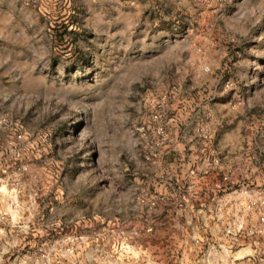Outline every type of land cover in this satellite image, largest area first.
I'll list each match as a JSON object with an SVG mask.
<instances>
[{
	"label": "rangeland",
	"instance_id": "rangeland-1",
	"mask_svg": "<svg viewBox=\"0 0 264 264\" xmlns=\"http://www.w3.org/2000/svg\"><path fill=\"white\" fill-rule=\"evenodd\" d=\"M101 1L0 19V264H205L161 208L193 151H264V0Z\"/></svg>",
	"mask_w": 264,
	"mask_h": 264
},
{
	"label": "crops",
	"instance_id": "crops-1",
	"mask_svg": "<svg viewBox=\"0 0 264 264\" xmlns=\"http://www.w3.org/2000/svg\"><path fill=\"white\" fill-rule=\"evenodd\" d=\"M111 1L118 10L123 6L122 0ZM127 1L130 8L135 9L149 4V0ZM34 6L26 8L14 0H0V19H53L59 12L70 14L80 9L90 15L104 4L101 0H38ZM3 63L0 59V73ZM201 153H209V158L218 159L220 163L214 166L210 159L204 160L198 166L196 177L189 178L188 170L184 169L175 179H170L178 188L175 194L168 189L165 191L161 211L166 222V238L174 239L179 248L203 246L209 249L204 255L205 264H251L259 258L264 264V223L261 222L264 219V174L252 178L254 169L264 172V151L260 156H251L242 145L193 151L195 158L202 157ZM205 168L212 170L204 174ZM229 172L234 176L228 175ZM168 179L166 184H169ZM180 191L185 193L182 197ZM187 192L190 194L186 195ZM180 215L185 217L182 221Z\"/></svg>",
	"mask_w": 264,
	"mask_h": 264
},
{
	"label": "built area",
	"instance_id": "built-area-1",
	"mask_svg": "<svg viewBox=\"0 0 264 264\" xmlns=\"http://www.w3.org/2000/svg\"><path fill=\"white\" fill-rule=\"evenodd\" d=\"M37 2H38V0H22L23 5H25V6H33V5H36ZM157 119H158V117L156 116L154 118V120L156 121ZM163 132H164L163 129H159L158 134L163 135ZM17 138L20 140V139H22V136L19 135ZM218 163H220V161L218 159H215V160L212 161L211 164H214V166H215V164H218ZM210 167H212V165ZM211 170H212L211 168H205L203 170V173L204 174H209ZM197 173H198L197 169L196 170H191V172H190L191 175H196ZM261 222L264 223V219H261Z\"/></svg>",
	"mask_w": 264,
	"mask_h": 264
},
{
	"label": "bare ground",
	"instance_id": "bare-ground-1",
	"mask_svg": "<svg viewBox=\"0 0 264 264\" xmlns=\"http://www.w3.org/2000/svg\"><path fill=\"white\" fill-rule=\"evenodd\" d=\"M4 191V190H3ZM8 211H9V213L11 214V216H12V214H13V211H10V208L8 209ZM14 215V214H13ZM13 220H15V217H13Z\"/></svg>",
	"mask_w": 264,
	"mask_h": 264
}]
</instances>
